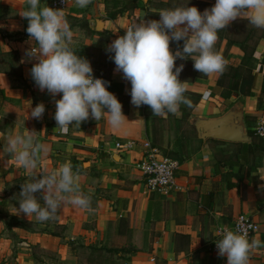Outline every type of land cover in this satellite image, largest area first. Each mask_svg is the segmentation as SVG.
<instances>
[{
	"label": "crops",
	"instance_id": "obj_1",
	"mask_svg": "<svg viewBox=\"0 0 264 264\" xmlns=\"http://www.w3.org/2000/svg\"><path fill=\"white\" fill-rule=\"evenodd\" d=\"M215 2L91 0L80 8L68 0L65 8H57L73 32L70 46L90 61L94 76L108 82L127 117L119 127L90 117L70 124L65 133L54 119V98L47 90L40 91L30 74L37 61L26 55L36 47L26 31L29 22L21 16L29 8L27 0H0V9L9 13L0 16L1 56L9 59L6 67L0 66V87L8 100L0 111V264H227V258L213 253L210 246L217 225L232 226L241 213L261 224L254 236L261 246L250 252L248 264H264V153L256 157L258 167L246 170L240 180L228 176L234 161L225 164L240 142L253 143L249 130L264 113V38L246 61L255 79H242L236 90L219 84L220 73L194 76V61L178 58L176 67L184 65L180 80L187 84L184 95L191 107L181 104L175 114L153 115L147 105L133 106L131 83L115 71L110 59L114 54L107 51L126 28L158 20L162 10L189 4L203 12ZM43 4L56 8L53 0H40ZM239 19L228 26L234 27ZM216 43L215 51L222 56L227 45L223 29ZM178 47L182 49L183 41L170 42L173 52ZM244 55L234 44L224 61L238 66ZM186 72L191 81L183 80ZM61 97L62 93L55 99ZM40 103L45 105L43 118H31V108ZM21 134H33L48 149L34 170L19 166L7 150V138ZM231 134L240 138L224 136ZM127 139L138 141V146L119 150L116 141ZM145 140L179 163V188L169 195L151 191L136 167L146 151ZM64 163L72 165L90 206H74L66 198L54 217L44 222L20 213L21 185ZM229 183L237 187L229 189ZM35 195L43 206L42 194Z\"/></svg>",
	"mask_w": 264,
	"mask_h": 264
},
{
	"label": "clouds",
	"instance_id": "obj_2",
	"mask_svg": "<svg viewBox=\"0 0 264 264\" xmlns=\"http://www.w3.org/2000/svg\"><path fill=\"white\" fill-rule=\"evenodd\" d=\"M90 2L75 0L80 8ZM27 4L29 8L21 16L29 22L26 31L36 47L26 55L37 61L30 74L39 90H47L54 98L58 128L66 133L70 124H80L90 117L96 121L104 118L113 127L121 126L127 119L122 104L102 78L94 77L90 61L70 47L73 32L64 12L48 5L40 7V0H27ZM237 18L264 29V0H216L203 12L188 4L162 10L158 20L126 28L124 35L107 46V51L114 54L110 59L116 65L115 71L122 72L131 83L132 105H147L153 115L175 114L181 104L191 107V100L184 95L187 84L179 79L184 65L176 67V60L191 58L194 70L205 76L222 73L226 62L214 46L218 32ZM171 41H183L182 49L178 47L173 52ZM44 113L45 105L40 103L31 108L30 117L42 119ZM257 131L264 135V121ZM7 150L26 170L36 169L48 152L33 134L9 136ZM39 174L42 178L34 175L31 182L21 185L20 213L28 218L35 215L37 221L44 222L54 217L66 198L74 206H90V197L81 193L78 175L70 163ZM37 192L42 194L43 206ZM247 237L246 231L224 227L222 238L216 240L218 255L226 257L227 264H248L250 252L261 242Z\"/></svg>",
	"mask_w": 264,
	"mask_h": 264
},
{
	"label": "trees",
	"instance_id": "obj_3",
	"mask_svg": "<svg viewBox=\"0 0 264 264\" xmlns=\"http://www.w3.org/2000/svg\"><path fill=\"white\" fill-rule=\"evenodd\" d=\"M223 34H225V38L227 39V45L224 53L222 54L224 60L230 47L234 44L240 45L245 52L243 63L238 66L226 63L225 69L222 73H220V77L218 79L219 84L227 85L230 89L236 90L237 85L242 79H255V73L250 67H247L246 61L254 56L258 43L264 38V29L256 28L248 24L247 19L240 18L234 27L227 26L223 29ZM218 47L219 44L216 43L214 49L218 50ZM72 49L75 51L74 48ZM193 73L194 76L202 75V73L196 70H194ZM183 78V80L186 81H191L192 79L188 72L184 73ZM179 79H181L180 76ZM7 101L6 92L0 87V111L6 108ZM249 133H251L254 137L253 143L240 142L225 162V164H229L234 161V163L229 164L230 169L228 176H236L239 180L242 179L248 171L250 172L258 167L256 157L259 156L261 158L264 153V138L258 136L255 133V130H249ZM251 155L254 159L253 164L250 162ZM236 165L239 166L238 170H234V166ZM234 187H237V183H229V189ZM262 204L263 201L259 199V205Z\"/></svg>",
	"mask_w": 264,
	"mask_h": 264
},
{
	"label": "built area",
	"instance_id": "obj_4",
	"mask_svg": "<svg viewBox=\"0 0 264 264\" xmlns=\"http://www.w3.org/2000/svg\"><path fill=\"white\" fill-rule=\"evenodd\" d=\"M68 5V0H53V6L56 8H65ZM264 71V66H263ZM101 78L100 76H94ZM103 79V78H102ZM108 86V82L103 79ZM264 121V113L260 116L258 123L255 125V133L264 138V135L258 133V128L261 126V122ZM116 147L119 150H131L138 146V141L134 139L118 140L116 141ZM143 146L146 151L144 156L136 163V167L142 172L146 178L147 186L151 191L160 192L163 195H169L179 188L176 169L179 165L178 161L169 157H165L160 153V150L154 146L150 141H143ZM228 227L231 230L240 229L246 231L248 239L254 238V236L260 232L261 224L253 216L241 213L239 214L232 226L218 224L216 227L215 237L210 246V250L218 254L216 247V240L222 238V229Z\"/></svg>",
	"mask_w": 264,
	"mask_h": 264
},
{
	"label": "rangeland",
	"instance_id": "obj_5",
	"mask_svg": "<svg viewBox=\"0 0 264 264\" xmlns=\"http://www.w3.org/2000/svg\"><path fill=\"white\" fill-rule=\"evenodd\" d=\"M41 7H43V6H45V4H43V5H40ZM5 14H9L8 12H7V10L5 9V8H2V9H0V16H3V15H5ZM1 53H2V47H1V45H0V66L1 67H6L8 64H9V59L8 58H4V57H2L1 56ZM108 56V55H107ZM106 58V57H105ZM13 61H16V59H14Z\"/></svg>",
	"mask_w": 264,
	"mask_h": 264
},
{
	"label": "water",
	"instance_id": "obj_6",
	"mask_svg": "<svg viewBox=\"0 0 264 264\" xmlns=\"http://www.w3.org/2000/svg\"><path fill=\"white\" fill-rule=\"evenodd\" d=\"M226 138H230V139H235V138H240L239 136L238 137H236V135H224Z\"/></svg>",
	"mask_w": 264,
	"mask_h": 264
}]
</instances>
